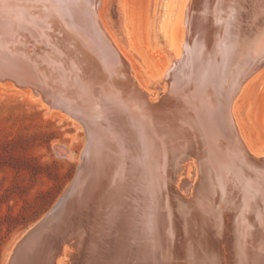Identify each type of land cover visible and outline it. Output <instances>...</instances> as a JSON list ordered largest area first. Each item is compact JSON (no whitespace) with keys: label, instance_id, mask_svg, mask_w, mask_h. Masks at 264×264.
Wrapping results in <instances>:
<instances>
[{"label":"bare ground","instance_id":"1","mask_svg":"<svg viewBox=\"0 0 264 264\" xmlns=\"http://www.w3.org/2000/svg\"><path fill=\"white\" fill-rule=\"evenodd\" d=\"M101 2L0 0V81L83 126L78 188L94 192L8 264H264V153L232 110L264 66V0H151L164 64L143 81L118 47L133 54L122 3L111 34Z\"/></svg>","mask_w":264,"mask_h":264},{"label":"rangeland","instance_id":"2","mask_svg":"<svg viewBox=\"0 0 264 264\" xmlns=\"http://www.w3.org/2000/svg\"><path fill=\"white\" fill-rule=\"evenodd\" d=\"M109 1L102 0L97 12L100 22L112 34L105 16ZM150 1L120 0L133 54L125 46L118 47L140 81L142 76L154 78L156 68L164 64L161 51L149 45L147 39ZM173 34L179 38L178 22ZM3 82L0 81V264H8L20 237L72 182L86 136L81 124L58 109H49L43 99L42 102L30 96L26 87ZM241 89L232 106L239 133L251 153H264V66ZM185 169L190 176L191 165Z\"/></svg>","mask_w":264,"mask_h":264},{"label":"water","instance_id":"3","mask_svg":"<svg viewBox=\"0 0 264 264\" xmlns=\"http://www.w3.org/2000/svg\"><path fill=\"white\" fill-rule=\"evenodd\" d=\"M110 1L113 2L114 0H110ZM112 7H111V9H113ZM109 13H110V15L112 14V12H109ZM256 68H257V64L254 67V70ZM252 72L253 71H251L250 74ZM78 170H79V168H78ZM80 170L84 171V169H80ZM79 176H81L80 182H78ZM77 177L73 178L72 182L65 189V191L63 192V194L61 195L59 200L56 201V203L42 217H40L35 223H33L24 232V234L17 241L18 243L22 242L25 238L30 237L32 235L33 236L36 235V234L39 235L41 232H43V230L47 229L46 231H48L49 229H51L52 226L57 225L59 223V221L61 220V218L65 217L66 215L72 214V213H69V212H71L72 208H70V209L64 208L65 204L67 205L69 203L71 205H68V206H72V207L76 208V210H78V208H79L78 205H77L78 203H79V205H81V204L84 205L85 203L88 202V201H86V198L89 199L91 197L92 193H94V192H92L91 188L88 191H87V189H88L87 187H86L87 189L85 191L82 189L83 186L78 188V186L81 183L83 174L82 173H77ZM86 210H87V213H88L92 209L91 208H87ZM79 213H81V212H79ZM81 214H84V213H81ZM124 252L125 251L122 250V253H124Z\"/></svg>","mask_w":264,"mask_h":264}]
</instances>
